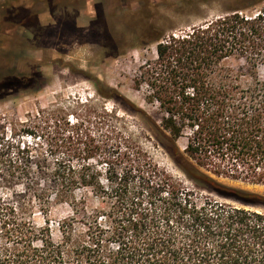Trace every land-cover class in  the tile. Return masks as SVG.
Segmentation results:
<instances>
[{"label": "trees", "instance_id": "trees-1", "mask_svg": "<svg viewBox=\"0 0 264 264\" xmlns=\"http://www.w3.org/2000/svg\"><path fill=\"white\" fill-rule=\"evenodd\" d=\"M154 32L141 79L163 115L158 143L194 188L105 107L39 111L0 131V185L12 192L0 197V264H264V195L223 183L264 186V0H236L183 33ZM40 74L0 69V97L32 93ZM55 206L70 210L59 240Z\"/></svg>", "mask_w": 264, "mask_h": 264}, {"label": "rangeland", "instance_id": "rangeland-1", "mask_svg": "<svg viewBox=\"0 0 264 264\" xmlns=\"http://www.w3.org/2000/svg\"><path fill=\"white\" fill-rule=\"evenodd\" d=\"M236 0H0V69L14 64L41 72L32 93L0 97V131L20 124L39 111H62L68 117L78 102L90 100L99 109L117 114L118 126L160 167L194 186L158 143L162 120L150 105L149 86L140 68L156 57L150 45L154 31L183 33L225 14ZM264 81V66L259 69ZM186 139L178 141L183 151ZM223 183L264 195V186ZM12 192L0 185V197ZM67 207L52 208L49 219L55 240L57 222L69 216ZM38 227L44 216L32 214Z\"/></svg>", "mask_w": 264, "mask_h": 264}]
</instances>
